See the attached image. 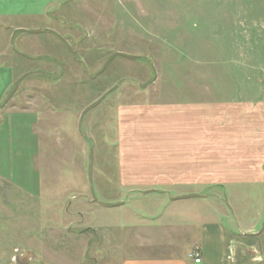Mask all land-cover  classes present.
<instances>
[{"label": "rangeland", "instance_id": "1", "mask_svg": "<svg viewBox=\"0 0 264 264\" xmlns=\"http://www.w3.org/2000/svg\"><path fill=\"white\" fill-rule=\"evenodd\" d=\"M11 6L33 11L35 17L15 22L38 28L5 39L16 68L0 104L26 75L0 108V264H122L193 251L179 237L185 219L194 210L231 206L227 192L228 204L210 197L170 201L167 193H207L210 186L121 180L126 161L116 107L181 97L190 88L205 94L209 84L231 94L233 80L240 95L262 88L264 0H19ZM9 9L0 0V10ZM4 34L0 26V43ZM116 51L139 57L116 56L96 74ZM11 73L9 63L0 67V91ZM113 86L79 130L82 110ZM243 187L250 198L242 204L260 209L264 187ZM148 189L157 191L144 194Z\"/></svg>", "mask_w": 264, "mask_h": 264}, {"label": "crops", "instance_id": "2", "mask_svg": "<svg viewBox=\"0 0 264 264\" xmlns=\"http://www.w3.org/2000/svg\"><path fill=\"white\" fill-rule=\"evenodd\" d=\"M2 1L11 9L0 10V18L8 20L0 23L5 33L0 43V67L9 63L12 79L0 91V98L12 86L16 68L5 39L20 30L38 28L22 27L15 22L24 16H36L33 11L11 6L19 0ZM23 41L21 37L20 44H26ZM233 81L231 94L213 90L209 84L205 94L198 95L190 88L181 97L126 102L116 107V130L123 140L121 149L126 161L120 167L121 180L154 186L205 184L210 186L209 192L196 190L200 196L190 198L210 197L224 203L223 194L227 192L231 206L233 203V209L230 205V209L207 207L194 210L185 219L187 223H183L179 237L193 243L200 255L199 262H194L188 251L181 258L122 259V264H264V196L260 209L242 204L250 198L243 186L264 187V86L246 90L249 93L243 90L245 93L240 95L242 90ZM10 123L8 129L14 130L17 121ZM28 126L24 122L26 129ZM177 195L180 194L170 197Z\"/></svg>", "mask_w": 264, "mask_h": 264}, {"label": "water", "instance_id": "3", "mask_svg": "<svg viewBox=\"0 0 264 264\" xmlns=\"http://www.w3.org/2000/svg\"><path fill=\"white\" fill-rule=\"evenodd\" d=\"M39 31H42V30H28V32H39ZM116 56H122V57H125V58H128V59H137L139 56L138 55H133V54H127V53H123V52H120V51H116V52H113L112 54H110L108 56V58L105 60L103 66L101 67L100 70H98L96 72V74L100 73L105 67L106 65ZM26 74H23L21 75L14 83L12 89L10 90V92L7 94L6 98L3 100V102L0 104V108L7 102V100L13 95V93L15 92L17 86H18V83L20 80H22L24 77H25ZM145 84H141V87H143ZM116 88V86H113L111 87L109 90H107L106 92H104L97 100H95L93 103L89 104L88 106H86L81 114H80V117H79V121H78V128L80 130V125L82 123V120H83V117L84 115L86 114V112L88 110H90L92 107L96 106L109 92L113 91L114 89ZM87 179H88V185H89V190H90V193L92 196H94V192H93V180H92V147H90L89 149V153H88V162H87ZM156 190L154 189H149V190H145L143 191L144 193H150V192H154ZM168 195V193H167ZM169 196V195H168ZM200 195L197 194V193H187V194H180V195H177V196H174V197H170V199H183V198H190V197H199ZM94 200H97L96 198H94ZM224 202L227 203V200L226 198H224ZM122 203L121 201L120 202H116L114 205H117V204H120ZM228 204V203H227ZM228 207L230 208V206L228 205ZM24 257L26 258H30L31 257V254L29 252L23 254ZM23 256H19L18 259L20 260L21 257Z\"/></svg>", "mask_w": 264, "mask_h": 264}, {"label": "built area", "instance_id": "4", "mask_svg": "<svg viewBox=\"0 0 264 264\" xmlns=\"http://www.w3.org/2000/svg\"><path fill=\"white\" fill-rule=\"evenodd\" d=\"M199 252L197 249H194L193 251H191L189 253V257L192 258L194 260V262H199L200 261V257H199Z\"/></svg>", "mask_w": 264, "mask_h": 264}]
</instances>
